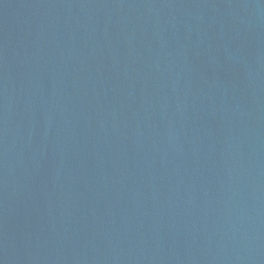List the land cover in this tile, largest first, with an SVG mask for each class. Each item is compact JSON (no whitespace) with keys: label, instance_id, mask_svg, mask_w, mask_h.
Returning a JSON list of instances; mask_svg holds the SVG:
<instances>
[{"label":"water","instance_id":"water-1","mask_svg":"<svg viewBox=\"0 0 264 264\" xmlns=\"http://www.w3.org/2000/svg\"><path fill=\"white\" fill-rule=\"evenodd\" d=\"M0 264H264V0H0Z\"/></svg>","mask_w":264,"mask_h":264}]
</instances>
